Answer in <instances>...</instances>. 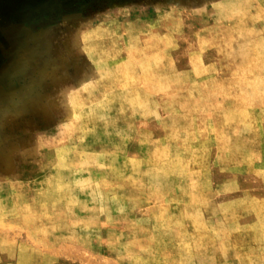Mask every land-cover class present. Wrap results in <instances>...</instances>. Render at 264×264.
I'll use <instances>...</instances> for the list:
<instances>
[{
	"label": "rangeland",
	"instance_id": "374dc122",
	"mask_svg": "<svg viewBox=\"0 0 264 264\" xmlns=\"http://www.w3.org/2000/svg\"><path fill=\"white\" fill-rule=\"evenodd\" d=\"M259 34L264 0H0V264H264L222 84Z\"/></svg>",
	"mask_w": 264,
	"mask_h": 264
},
{
	"label": "crops",
	"instance_id": "0c3cea01",
	"mask_svg": "<svg viewBox=\"0 0 264 264\" xmlns=\"http://www.w3.org/2000/svg\"><path fill=\"white\" fill-rule=\"evenodd\" d=\"M241 54L243 59L237 68L244 72L234 77L230 73L222 82L228 113L233 112L231 117L238 123L233 127L236 143L232 144L233 136H227L225 148L240 150V155L233 157L234 163L264 165V34L250 36ZM245 121L250 123L249 127H244Z\"/></svg>",
	"mask_w": 264,
	"mask_h": 264
}]
</instances>
